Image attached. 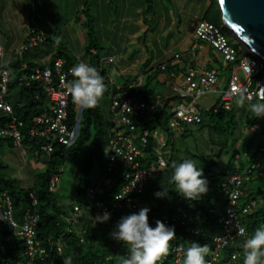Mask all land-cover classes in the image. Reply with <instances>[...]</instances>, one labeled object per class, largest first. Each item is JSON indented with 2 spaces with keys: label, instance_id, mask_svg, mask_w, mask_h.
<instances>
[{
  "label": "trees",
  "instance_id": "trees-1",
  "mask_svg": "<svg viewBox=\"0 0 264 264\" xmlns=\"http://www.w3.org/2000/svg\"><path fill=\"white\" fill-rule=\"evenodd\" d=\"M209 3L210 6L204 20L219 26L226 35L227 30L223 26L217 0H209ZM39 35L42 36V39L35 45H28L25 49L20 47L21 52L19 55L13 52L8 62L3 61L0 64V69L4 68L10 71V78L6 86L7 96L4 97V100L10 104L12 109L11 113L0 109V128H8L9 123L14 118L17 122H21V126L18 127L21 134L20 145L14 143L12 136L4 135L1 132L0 145L4 141H8L11 145L25 147L32 154L40 156L45 153L47 156V167L43 172L35 175L34 182L27 188L26 194H23L24 188L19 185L17 178L0 174V207L4 208V199L7 196L12 203V215L17 225V228H14L8 222L0 221V264H26L27 261H31L32 264H65L69 258H71V264H121V259L129 255L128 247L111 239L109 233L122 216L131 214L133 211L123 207L119 211H125V213L118 214V211L110 213L108 222L96 223L95 216L97 215L91 208L87 213L80 215L75 223L79 227L74 230L75 226H72V222L67 220L69 215L66 214L64 204L60 203L58 195L55 193L59 181V167L66 160H77L80 156H82V165L76 179V203L72 204L71 211H73L74 204L87 201L85 193L89 187H98L96 199L108 202L127 183V179L124 178L123 167L118 164L111 171H107L106 160H104L105 172L100 179V183L91 184L89 182L92 166L95 161L105 154V147L112 132L110 121L106 123L103 119L99 103L94 108L82 109L78 135L69 146H64L49 139L50 136L30 135V129L42 127L34 122V118L42 114H51L50 106L53 102L46 96L41 80H29L28 84L25 83L29 74L36 68H52L53 62L58 58L63 60L64 70L74 66L76 62L74 57L63 49L58 48L56 52H53L51 43H55V41L52 36H46L45 33ZM24 44H28V42H23L22 45ZM42 45H46V48L43 49ZM209 46V50L212 48L214 52H217L211 45ZM92 48L93 50H91V47H87L88 52L93 51V54H95V65L93 67L97 69L100 66L101 68L102 64L96 47L92 45ZM30 49H34L37 56H39V52L50 55L49 61L38 64L24 59L25 51L27 52ZM2 53L0 59L4 57V52ZM210 53L213 61L216 60L213 52ZM23 64H25V67H23ZM167 67L168 63L166 62L164 70ZM101 73L103 74V69H101ZM21 78L23 80H20ZM71 79H73L72 76ZM150 80L132 86L128 82H124L120 86L109 84L104 92V95H110L109 105L115 95H119L121 98L155 103L157 107L153 113H145L143 116L135 118L134 123L137 131L147 129L152 134L157 129L164 135L165 133L168 135L165 138V150H168L170 154L164 156L167 160L165 168L159 170L157 168V155L154 152L155 144L151 135L148 137V142L142 147L144 155L140 157V167H149L151 170L148 173L147 181L144 183L143 191L140 194L136 193L139 197L137 203L150 209L149 220L153 227L155 221L160 220L163 216L169 218L170 227L174 226L176 232V237L170 243V248L176 245L187 249L195 241L201 245H208L209 252L205 259L207 264H243L242 245L244 240L256 228L264 226V183L257 184L255 187H248L245 181H242V194L237 201L240 208L238 217L245 227L247 235L237 237L229 245L222 248L215 260H211V256L215 247L214 236L219 233L221 228L219 218L224 214L228 202V193L222 189V183L225 182L228 175L240 174L239 171L242 170V168L233 164V158L239 153L236 144L240 141V149L243 148L244 153L249 157L250 166L246 168L248 181L258 177L264 178V173L261 170H258L256 174L254 172L261 166L258 158L264 154V147L253 148L255 139L264 133V121L255 116L249 119L244 111L238 115L234 107L225 109L223 104L220 105L217 102L205 110H198L196 106L199 122L181 123L182 131L178 137L184 138L188 132L193 133L190 126L193 124L198 127V131L207 128L208 143L216 144L219 147L216 149L217 151L211 153L200 151L187 152L186 154L185 152L184 155L180 156L175 153L176 148L174 147V132L178 133V131L169 128L168 119L171 116V108L181 102L182 97L172 92V96L160 98L159 93L153 87H150ZM14 91H16L15 95L12 93ZM77 116L76 105L70 97L66 120L69 127L76 124ZM243 130H246V136L240 140ZM235 132H237V136H233L231 144L228 145L227 140L229 138L227 137ZM194 137L196 138V136ZM48 142L53 143V149L50 152L41 148L42 145ZM229 150V161L219 170H216L217 162L215 158L220 159L222 154L227 153ZM185 159L194 160L196 166L203 169L204 176L208 180L209 191L199 200L189 201L183 198L177 192L176 185L171 180L173 175L172 164L182 163ZM54 176L57 177V181L51 189V180ZM106 180L107 182H105ZM158 191H164L167 196L156 198L154 193ZM30 194L37 200V204L34 206L31 205ZM251 202H254L252 211L246 214L242 213L241 208ZM27 212L36 213L39 216L34 227V239L40 243L41 249L44 250L43 252L38 251L33 258L26 254L25 241L17 233L19 227L27 222ZM233 255H235L234 260L232 259ZM169 257L170 253L168 259L162 264H183V252L179 263H174V258L172 260Z\"/></svg>",
  "mask_w": 264,
  "mask_h": 264
},
{
  "label": "rangeland",
  "instance_id": "rangeland-1",
  "mask_svg": "<svg viewBox=\"0 0 264 264\" xmlns=\"http://www.w3.org/2000/svg\"><path fill=\"white\" fill-rule=\"evenodd\" d=\"M5 1L8 4L7 7L4 2H0V45H3L4 50V57L0 59V64L3 61H9L11 50L18 55L20 54V47L22 46V44H19L20 42H28L30 36L43 34L48 32V30H50L48 33H50V36L55 41V43H51L53 52H56L59 48L71 53V50L68 48V40L71 41V35L69 34V36L68 33L67 37L64 35L68 30V26L65 27L64 24H60L57 20L48 19V16L46 17L45 8L48 9L46 1L44 5L40 3V0H36V3H32V0L29 3L19 0ZM82 2H84L83 8L77 16L80 22L78 21L75 24L73 18L68 19V15L75 16L72 0H58L57 6L62 18L68 19L70 25L76 27L78 32L86 29L84 22H87L89 19L88 24L91 25V29L90 31L88 29L89 32L87 31V33L93 39V45L99 51L98 54H111L114 56V62L104 61L101 68L100 66L97 68L103 76L105 87L109 86V84L121 85L124 80L123 74L131 77L132 80L135 75L139 77L143 75L141 82H145V78L151 79V83H149L150 87H153L157 93L166 86V84L160 83L161 77H165L168 74L166 70H160L158 65L170 56H173L176 52L187 53L188 48H191L196 40V26L200 20L205 19L204 16L210 6L209 0H82ZM3 8L9 9V11H2ZM90 25H87V27ZM68 32L73 34V29L71 28ZM226 36L231 44H237L228 31L226 32ZM82 37L85 40L87 39V41L89 39V37ZM204 44L206 47H210L208 43L205 42ZM42 48L45 49L46 45H42ZM116 48L119 49L116 51ZM210 52H213V56L216 57L214 61L211 58V65L214 66L218 73L216 89L220 91L227 86L232 67L224 62L223 57L218 52H214L212 48H210ZM35 53L34 49L25 51L23 58L38 64L46 63L50 59V55L39 52V56H37V53L36 55ZM94 56L95 54H93V59L87 62L92 67L95 65ZM105 58L107 57H100V61ZM78 63L79 61L76 62V64ZM101 69H103V74L101 73ZM237 75L240 80H244V75L239 70L237 71ZM169 82L170 79L167 86L170 85ZM12 93L15 95L16 91ZM181 97V102L185 104L193 99V97L186 95H181ZM109 100L110 95L103 94L99 101V109L106 123L110 121ZM235 100L236 98L230 103V108L234 107L238 115L244 111L249 119L254 116V113L249 110V104L258 101L248 102L245 100L244 105L240 107L237 106ZM216 102L220 105L223 104L219 93L205 94L194 100V104L198 110L208 109ZM75 105L78 112L80 106ZM259 120L264 121L263 118H259ZM190 126L193 133L188 132L184 138L178 137L182 129L178 130V133L174 132L176 154L182 156L185 152L187 154V152L206 151L211 153L217 151L218 145L208 143L207 128L198 131L196 125L192 124ZM116 128L119 127L116 126L114 129ZM241 135L242 138L240 140L246 136V130H243ZM164 136L165 138L168 137L167 133ZM233 136H237V132L227 137L229 138L227 140L228 145L231 144ZM240 143L241 141L236 144L238 145L239 153L233 158V164L242 168L239 172L246 186L255 187L257 184L264 183L263 177L248 181L246 168L250 166L249 157L244 153L243 148L240 149ZM258 146L264 147V133L255 139L253 148L256 149ZM177 150L180 151L177 152ZM229 154L230 150L227 153H223L220 159L217 160L215 158L217 162L216 170H219L220 167L229 161ZM46 159L45 153L38 156L32 154V152L23 146L11 145L8 141H4L0 145V174L17 178L19 185L24 188L23 194H26L27 188L34 182L35 175L43 172L47 167ZM258 159L261 166L254 171L255 174L258 170L264 173V154L260 155ZM104 160H106L105 154L94 162L89 174V182L91 184L100 183V179L105 172ZM81 165L82 156L77 160H66L59 167V181L57 182L55 193L58 195L60 203L64 204L66 214L71 217L73 216L71 207L75 202L76 179L79 176ZM121 212L118 211L117 213ZM115 217L118 218L117 215ZM74 226V230H76V227H79L76 224ZM169 253V258L173 260L174 254Z\"/></svg>",
  "mask_w": 264,
  "mask_h": 264
},
{
  "label": "built area",
  "instance_id": "built-area-1",
  "mask_svg": "<svg viewBox=\"0 0 264 264\" xmlns=\"http://www.w3.org/2000/svg\"><path fill=\"white\" fill-rule=\"evenodd\" d=\"M195 34L199 41L211 45L232 69L227 86L219 91L216 89L218 82L217 71L215 69H203L196 66L193 60L195 54L193 52L188 53L189 58L183 66L182 74L173 77L170 87L174 94L193 97L187 104L179 102L171 108L168 125L170 129L176 131L182 129L181 123L199 122L200 119L196 114L194 100L202 95L219 93L225 109H230V103L241 93L251 98L250 100L246 99L248 102L259 101L261 98H264V62L259 57L251 53L241 56L244 50L243 46L239 43L236 45L231 44L219 26L206 20L199 21L195 29ZM40 40L41 37L38 35L30 36L28 44L22 45L21 49H25L28 45H35ZM2 54L0 50V55L2 56ZM181 57L179 53H176L172 60H179ZM104 61L114 62V59L107 57L100 61L101 64ZM63 63V60L58 58L53 62L52 68H36L29 74L25 83L28 84L29 80H41L46 96L53 102L50 106L51 114H42L34 118V122L42 127L30 129V135L40 137L50 136L49 139L64 146H69L75 141L78 135L79 114H81L82 109L80 107L77 112L76 124L69 127L66 120L67 107L71 96L67 93L65 84L66 81L72 80L70 69L73 66L64 70ZM23 67H25V64H23ZM165 67L166 63L159 65V68L162 70ZM238 70L244 75V80L239 79L237 75ZM9 78L10 71L4 68L0 69V109L11 113L12 109L10 104L4 100V97L7 96L6 86ZM20 80H23V78ZM156 107L155 103L121 98L119 95L113 96L110 104L112 132L109 135L104 151L106 167L107 171H111L118 164L122 166L124 169V178L127 179V183L108 202L96 199L98 187H89L85 193L87 201L73 206L74 215L69 217L72 223L77 221L81 213H87L91 208L95 212V215L103 214L104 211L113 213L123 207L133 212H138L143 208L142 205L137 203L139 199L137 194L143 191L144 183L147 181L148 173L151 169L149 167H140V157L144 155L142 147L145 146L148 142L149 135H151L155 144L154 152L157 155L158 170L166 167L167 160L164 156L165 154L169 155L170 152L165 150L166 139L161 131L155 129L151 134L149 130L144 129L138 132L134 121L135 118L143 116L145 113H153ZM19 126H21V122H17L14 118L9 123L8 128H0V132L4 135L12 136L14 143L20 145L21 134L18 129ZM116 126L119 127L116 128L117 130L114 129ZM41 148L50 152L53 149V143L48 142L42 145ZM56 181L57 177L54 176L51 180V189L54 187ZM242 181L243 178L240 174H230L226 177L225 182L222 183V189L228 193V202L224 209V214L219 218L221 228L219 233L214 236L215 247L211 260H215L219 251L233 242L237 237H245L247 235L246 231L243 235L238 233L240 227L245 228L238 217L240 208L237 203L242 194ZM30 199L32 206L37 204V200L32 194H30ZM253 207L254 202H251L242 207L241 212L245 214L250 213ZM12 211V203L6 196L4 199V208L0 207V214L6 215L8 223L14 228H17ZM38 219V214L27 212V222L19 227L17 231L18 235L23 237L25 241V251L30 258H33L34 254L38 251H44L41 249L40 243L34 239V227ZM160 220L167 226H170V220L167 216H163ZM179 247L181 246L174 245L170 248V252L174 254V263H179L182 257V252L177 251ZM167 259L168 255L159 264L164 263ZM232 259H235V255L232 256ZM26 264H32V262L28 261Z\"/></svg>",
  "mask_w": 264,
  "mask_h": 264
},
{
  "label": "clouds",
  "instance_id": "clouds-1",
  "mask_svg": "<svg viewBox=\"0 0 264 264\" xmlns=\"http://www.w3.org/2000/svg\"><path fill=\"white\" fill-rule=\"evenodd\" d=\"M70 72L73 79L66 81L65 87L73 103L82 109L96 107L106 91L103 76L95 67L84 62L73 66ZM246 99L250 100L251 98L241 93L235 103L242 107ZM249 110L254 113L256 118H264V98L258 102L250 103ZM172 168L171 180L183 198L189 201L199 200L208 193V180L204 176L203 169L198 168L194 160L185 159L182 163H173ZM154 196L163 198L167 194L164 191H158L154 193ZM72 212L74 215V211ZM149 212V208L143 207L138 212L122 216L109 233L111 239L128 247L129 255L121 259V264H159L169 254L170 242L176 237L175 228L167 226L159 219L155 221V227H153L149 220ZM110 215L107 211L98 214L95 216L96 223L108 222ZM0 221L8 222L6 215L0 214ZM76 222L71 225L74 226ZM245 231L243 227L238 229V233L241 235ZM242 247L243 264H264V226L256 228L244 240ZM177 251L184 253L183 264H207L205 260V256L209 252L207 244L201 245L193 241L187 249L181 246ZM65 264H71V258Z\"/></svg>",
  "mask_w": 264,
  "mask_h": 264
},
{
  "label": "crops",
  "instance_id": "crops-1",
  "mask_svg": "<svg viewBox=\"0 0 264 264\" xmlns=\"http://www.w3.org/2000/svg\"><path fill=\"white\" fill-rule=\"evenodd\" d=\"M10 1H13V0H10ZM19 1H22L24 3H29L31 0H19ZM45 1H46V7L48 6V9L45 8L46 17L48 16V19L57 20L58 22H60V24H64L65 27L68 26V30H70L71 28L73 29V34H75L74 36H73V34L71 32H68V30H67L66 34L64 33L65 36L67 35V33H68V35L69 34L71 35V36L69 35L71 37V41H69L67 39L68 42H69V47L68 48L71 50V53H69V54H71L74 57V60L76 62L79 61V63L80 62L87 63L89 60H91L93 58V52L92 51L91 52H88V50H87V47H91V50H93V48H92L93 39L90 38V34L87 33L88 29H89V31L91 29V25H90V27H87L88 22H89V19L87 20V22H84V24H85L84 26L86 27V29H82L81 32L80 31L78 32V30L76 29V27L71 26L70 23L68 22L71 18L74 19V24L80 20L79 18H77V16H78L79 11L82 10L83 3L85 1L82 2V0H72V6H73L72 8L74 9L75 16L68 15V17H69L68 19L69 20L66 19V18H62L61 13L59 11V8L57 6V1L58 0H40V3L42 5H44ZM0 2H4V4L7 7L8 4H7V2L5 0L4 1L3 0H0ZM34 2L36 3L37 1L36 0H32V3H34ZM137 2H139V1H137ZM105 7H107V5H105ZM3 10L9 11V9H7V8L6 9L3 8L2 11ZM28 15H29V13H28ZM83 16H85V15H83ZM49 31L50 30H48V32ZM48 32H46L47 34L45 33L46 36H50V33H48ZM38 36H40V35L38 34ZM82 36L89 37L88 41H87V39L85 40V38H83ZM195 36H196V34H195ZM40 37H42V36H40ZM19 44H22V42H20ZM118 49L119 48H116V51ZM0 50L2 52H4L3 45H0ZM11 51H10V55L12 56L13 50H11ZM96 51L99 53V51L97 49H96ZM190 52H193L195 54V57H194L193 60H194V64L196 66L201 67L203 69H215L214 66L211 65L212 64L211 63L212 62V60H211L212 57H211V53H210L209 47L208 46L206 47L205 44H204V42L199 41L197 39V37H196V40L192 44L191 48L190 47L188 48L187 53H179L182 56L179 60H172V58L174 56L173 55V56H170L169 58L166 57L167 58L166 60L160 62V64L166 63V62L168 63V67L166 69V71H167L168 74L165 77L162 76L161 79H160V83L161 84H166V86L164 85L165 88L162 89L159 92V94H158V96L160 98H166V97L172 96V91L170 89V85L167 86V83H168L169 79L171 81V79L175 75H181L182 74L183 66H184L185 62L188 60V58H189V54L188 53H190ZM176 53H178V52H176ZM176 53H174V54H176ZM11 56L9 57V59L11 58ZM99 56L100 57H112L114 59V61H115L114 56L111 55V54L99 55ZM76 62H75V65H76ZM142 76L143 75H141L139 77V76H136L135 75L134 78H133V80H132L131 77H127V76H125V74H123V76H122V77H124L123 83L124 82H128L131 86L133 84L143 83V81L141 82V78L143 80V77ZM148 79L145 78L144 79L145 82H147ZM123 83H121V85ZM169 84H170V82H169ZM117 86H120V85H117ZM122 212L125 213V211H122Z\"/></svg>",
  "mask_w": 264,
  "mask_h": 264
},
{
  "label": "water",
  "instance_id": "water-1",
  "mask_svg": "<svg viewBox=\"0 0 264 264\" xmlns=\"http://www.w3.org/2000/svg\"><path fill=\"white\" fill-rule=\"evenodd\" d=\"M217 3L223 26L243 46L241 56L251 53L264 62V0H217Z\"/></svg>",
  "mask_w": 264,
  "mask_h": 264
}]
</instances>
